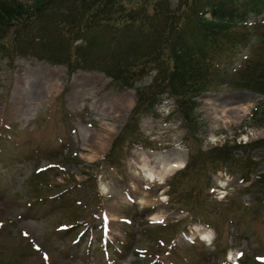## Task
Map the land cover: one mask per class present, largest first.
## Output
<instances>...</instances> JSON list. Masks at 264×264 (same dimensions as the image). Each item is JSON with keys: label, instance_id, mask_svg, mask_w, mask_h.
<instances>
[{"label": "rangeland", "instance_id": "rangeland-1", "mask_svg": "<svg viewBox=\"0 0 264 264\" xmlns=\"http://www.w3.org/2000/svg\"><path fill=\"white\" fill-rule=\"evenodd\" d=\"M247 25L248 44L235 52L227 72L264 60V15ZM10 62L0 55V132L11 127L13 143L37 151L30 161L0 170V264H264V187L254 181L264 173V146L248 154V181L208 166L205 175L180 184L176 171L150 183L140 162L144 152L173 157L191 149L189 125L170 98L155 115L140 118L134 138L120 143L118 153L107 155L134 105V89L117 92L99 72L68 77L65 67L32 57ZM233 77L196 98L188 118L197 122L191 131L196 150L264 138V127L247 123L262 97L234 89ZM157 214L165 219L152 220ZM124 239L128 254L127 248L115 253Z\"/></svg>", "mask_w": 264, "mask_h": 264}, {"label": "trees", "instance_id": "trees-1", "mask_svg": "<svg viewBox=\"0 0 264 264\" xmlns=\"http://www.w3.org/2000/svg\"><path fill=\"white\" fill-rule=\"evenodd\" d=\"M263 12L264 0H0V55H7L10 64L15 56H32L63 65L68 76L76 70L99 71L117 91L134 88L135 104L109 154L134 138L139 119L153 114L167 93L189 125L186 138L191 137L189 161L177 184L208 166L247 179L253 168L248 154L264 146V139L201 152L191 135L197 122L188 118L196 97L216 89L223 77L228 79L227 63L249 40L245 22ZM262 38L259 48L264 51ZM151 73L150 83L136 86ZM232 85L264 98V61H252L235 74ZM252 116V124H264V99ZM9 129L0 132V166L9 163L6 158L18 157L16 149L8 147ZM238 148L243 155L236 157ZM259 179L264 182V173Z\"/></svg>", "mask_w": 264, "mask_h": 264}, {"label": "bare ground", "instance_id": "bare-ground-1", "mask_svg": "<svg viewBox=\"0 0 264 264\" xmlns=\"http://www.w3.org/2000/svg\"><path fill=\"white\" fill-rule=\"evenodd\" d=\"M37 65H40L39 63ZM28 71H25L26 74ZM94 135V134H93ZM96 137V135H94ZM102 139L100 134L97 135L96 139ZM246 139L247 136L244 135ZM99 141V140H98ZM177 148V147H176ZM180 150V148H179ZM181 155H176L173 157H163L161 152H155L153 155H148L147 152H144L140 156L141 167L146 171V177L148 178V182L152 183L154 180L158 182H163L168 176H170L175 170L181 168L186 161V153L185 150H180ZM155 156V157H152ZM165 216L162 214H157L152 217L154 221L163 220ZM204 234V233H203ZM205 239H209L210 232L202 235ZM229 259L232 257L231 252H228Z\"/></svg>", "mask_w": 264, "mask_h": 264}]
</instances>
